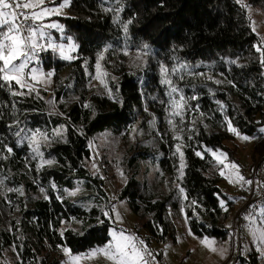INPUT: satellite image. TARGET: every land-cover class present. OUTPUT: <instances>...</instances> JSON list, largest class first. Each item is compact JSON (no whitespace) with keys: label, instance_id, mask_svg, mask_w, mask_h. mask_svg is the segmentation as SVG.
Here are the masks:
<instances>
[{"label":"trees","instance_id":"16d2710c","mask_svg":"<svg viewBox=\"0 0 264 264\" xmlns=\"http://www.w3.org/2000/svg\"><path fill=\"white\" fill-rule=\"evenodd\" d=\"M242 4L70 0L67 15L58 17L63 27L58 40L78 45L75 58L43 53L40 62L54 75L50 86H36L39 96H13L8 85L0 86V264H64V247L83 254L104 246L116 222L101 208L114 216L111 209L119 201L137 218L134 233L149 248L169 239L177 243L185 214L196 238L234 241L231 222L243 195L220 187L223 165L212 151L240 164L241 151L252 142L250 161L264 155L259 131L264 65L254 47L264 37L253 30L248 15V7L264 15V0ZM144 44L148 48L142 50ZM101 54L107 89L94 79ZM162 66L180 89L172 96L162 83ZM12 90L19 89L13 84ZM180 95L187 104L182 123L170 115ZM229 121L253 139L237 138L228 131ZM37 130L47 137H37L44 160L53 161L43 167L28 141ZM177 133L182 141L174 139ZM178 143L184 153L182 177ZM77 188L75 196L68 195ZM242 250L240 243L232 264H264L255 248Z\"/></svg>","mask_w":264,"mask_h":264},{"label":"snow or ice","instance_id":"6c2138e0","mask_svg":"<svg viewBox=\"0 0 264 264\" xmlns=\"http://www.w3.org/2000/svg\"><path fill=\"white\" fill-rule=\"evenodd\" d=\"M237 2L242 4V0H237ZM49 3L52 4V6H46V0H0V82H2L0 86L4 84L8 85L11 95L13 96H25L33 92L39 96V89L36 85L41 84L46 86L50 83L54 73L48 72L45 74L34 66V64H39L40 62V52L51 50L54 53H59L60 57L64 60H72L75 58L71 53L77 51L78 45L75 43L57 44L48 31L50 29H56L62 33V25L56 22H45L50 20L53 16L61 15L63 9L68 7L70 0H62L59 4H55L53 0H49ZM242 6L247 7V5L244 4H242ZM108 10L109 9H105V11ZM131 23L132 20H128L123 25L125 33L128 32V24ZM254 47L255 51L260 54V63L264 65V38H261L260 42L254 45ZM147 48V44L142 45V50ZM124 54L128 55L129 53L126 51ZM144 54L146 55L147 53L145 52ZM137 58H141L139 51L137 53ZM103 59V54L98 56L95 64L96 75L94 79L99 80L107 89L108 85L103 77H106L108 73L102 70L100 64V61ZM180 67L184 68L186 66L181 65ZM176 71V69H172L173 73ZM161 73L163 74L162 83L170 88L168 95L172 96L173 93H178L180 89H178L169 78V69L162 66ZM216 83L219 84L220 81H216ZM13 84L17 86L19 90H12ZM108 91L111 92V89H108ZM195 98L196 97H191L190 99ZM186 107L185 97L180 95L178 100L173 99L170 115L173 117H180L182 123L183 113ZM168 122L172 125V131L176 132L177 124L171 119ZM9 127H11V125H9ZM227 127L228 131L243 141H250L253 139V137L242 135L237 128L232 126L231 121L228 122ZM181 131H183V129H181ZM259 131L264 133V127H261ZM16 135H19V133H16ZM38 136L47 140V137L37 130L28 138V141L32 151L36 156L40 157V166L43 167L45 164L53 163V161L44 160L43 153L40 151V141L37 139ZM174 139L182 141L184 138L177 133ZM11 151L12 149L8 148V152ZM175 151L179 154V171L182 177L184 174L183 169L185 167V162L181 144L178 143L176 145ZM195 154L203 158L201 152H196ZM212 156L216 159L218 164L223 165V168L220 170V175L228 180L230 184H240L241 187L244 185H253V180H247L240 174V166L238 164L235 162L225 163L227 160L226 153L212 151ZM93 166L95 167V165ZM226 170L232 171L226 172ZM121 175H123V173H121ZM255 183L258 187L264 188V184H261L260 181H255ZM9 191L20 190L9 189ZM78 191H80L79 188H77L76 191L69 192L68 195L75 196ZM179 191L183 193L184 189L180 188ZM184 199H187V196H184ZM220 206L227 211L224 201L220 202ZM101 212L109 221L122 222L120 213L114 207L111 209V213H114V216L103 208H101ZM184 218L187 223V214H185ZM97 220L100 224L105 223V221L99 217H97ZM64 231L65 229H61V236H63ZM126 232L127 230L118 231L116 228H112L108 233L111 239L107 244L102 247L93 248L83 254H73L71 249L64 247L62 251L68 258L65 264H81L82 261L96 260L101 257L108 261L109 264H157L155 255L150 251L146 242L140 237L131 233L126 234ZM188 234L194 235L191 229L188 230ZM253 234L258 245L264 249V231H259L258 234L254 231ZM80 235H83V233H80ZM200 243L211 252L218 253L221 256H224L227 251V249L223 247L217 248V241L215 239L205 237L200 240Z\"/></svg>","mask_w":264,"mask_h":264},{"label":"rangeland","instance_id":"374dc122","mask_svg":"<svg viewBox=\"0 0 264 264\" xmlns=\"http://www.w3.org/2000/svg\"><path fill=\"white\" fill-rule=\"evenodd\" d=\"M46 6H52V5L46 4ZM66 15H67V7L63 9L61 15L53 16L50 18V20H47L45 22L46 23L56 22L62 25L58 17H62ZM248 15L252 21L253 29H255L254 31L257 34L264 37V15L256 11L254 7H248ZM48 31L51 33V35L53 36L57 44L74 43L73 41L64 42L62 38L61 40H58V36L61 37V32L56 29H50ZM49 51L51 50L40 52L39 61H41V57L43 53L49 52ZM76 52L71 53V55L74 57V54ZM56 54L59 55V53H56ZM34 66L46 74L41 62H39V64H34ZM52 79H53V75L51 77L50 83H48L46 86L41 85V84H37L36 86L48 87L50 86ZM98 90L99 89H97V93H98ZM251 146H252V142H250L249 146L244 147V149L240 153L241 159H240V164L238 165L240 166L241 175H243L242 172L244 169L246 170L249 165L253 164L249 158ZM228 162H229L228 160L225 161V163H228ZM228 171H232V170H226V172ZM239 185L240 184H230L228 180L224 178L220 187L224 191L228 192L229 194L237 195L238 193H241V192H236V187ZM114 191L116 194L115 188H114ZM115 209L120 213L122 217V222L116 221V226L112 228H116L118 231L127 230L126 234L131 233V234L136 235L134 233V229L137 223V218L132 213L127 203L125 201H119ZM244 221L245 223L242 227V233H241V238H240L241 244L243 246L242 253H246V250H249L253 247L264 258V249H262L258 245V242L256 241L255 236L253 234L254 231L257 234L259 233V231H264V206L256 210L251 209L248 212H246ZM235 222H236V214L234 216L233 222H231L232 228L234 227ZM188 230H189V227L187 223L185 222V220H183L179 225L177 243H174L173 240L169 239L166 242L161 243V244L154 243L152 248L148 247L150 251L155 255L157 264H161V263L158 260L156 253H161L163 255L164 264H232L233 263L234 259L236 258L235 255L237 254L239 250L237 246L234 245L233 243L234 241H227L224 244H218V243L216 244L217 248L223 247L227 249V251L225 252V255L221 256L218 253H213L207 248H205L200 243L201 239H198L193 235H189ZM9 262L10 264H13L11 260H9ZM81 264H109V262L101 257L96 260L82 261Z\"/></svg>","mask_w":264,"mask_h":264},{"label":"built area","instance_id":"2783aa9c","mask_svg":"<svg viewBox=\"0 0 264 264\" xmlns=\"http://www.w3.org/2000/svg\"><path fill=\"white\" fill-rule=\"evenodd\" d=\"M243 176L247 180H253L254 183L251 186L244 185L243 187H241V185H239L236 187V192H241V194L243 195V205L236 214V222L233 227L234 245L237 246L238 249L241 243L240 238L242 227L245 223L244 216L247 210H256L264 206V188L258 187L255 183V181H260L261 184H264V155L259 157L253 164L249 165L246 170L244 169ZM157 258L161 264H164L163 255Z\"/></svg>","mask_w":264,"mask_h":264}]
</instances>
